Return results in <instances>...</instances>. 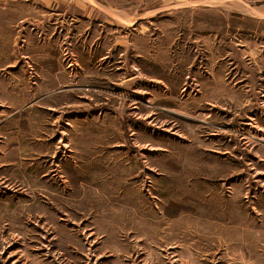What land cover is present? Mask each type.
<instances>
[{
  "label": "rangeland",
  "instance_id": "rangeland-1",
  "mask_svg": "<svg viewBox=\"0 0 264 264\" xmlns=\"http://www.w3.org/2000/svg\"><path fill=\"white\" fill-rule=\"evenodd\" d=\"M0 264H264V0H0Z\"/></svg>",
  "mask_w": 264,
  "mask_h": 264
}]
</instances>
